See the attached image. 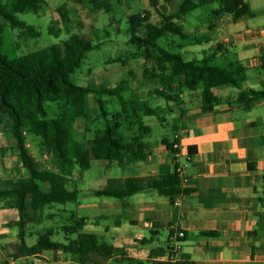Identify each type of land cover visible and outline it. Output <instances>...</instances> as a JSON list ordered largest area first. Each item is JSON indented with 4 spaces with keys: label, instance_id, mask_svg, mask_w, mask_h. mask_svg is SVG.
Instances as JSON below:
<instances>
[{
    "label": "trees",
    "instance_id": "trees-1",
    "mask_svg": "<svg viewBox=\"0 0 264 264\" xmlns=\"http://www.w3.org/2000/svg\"><path fill=\"white\" fill-rule=\"evenodd\" d=\"M115 0H76L77 4L88 5L94 11L109 12ZM150 6L160 16L158 24L152 22V13L144 11L128 17L129 43L137 46L145 60L143 79L153 88L150 96L177 103L179 91L201 90L203 111L213 110L218 99L214 90L230 85L242 89L247 68L232 62L221 68L212 65L213 57L202 62L186 61L171 44H159L168 35L181 40L188 35L180 22L191 12L193 6L206 8L218 5L217 16L230 15L234 23L243 17H255L247 0H183L174 11L165 14L159 9L160 0H149ZM171 4L173 0H164ZM44 0H7L0 3V18L13 29H21L26 35L39 37L34 26L18 19L21 13H40ZM63 26L72 23L71 13L66 5L56 9ZM51 33H59L50 27ZM3 25H0V123L9 120V132L15 141V151L26 177L8 182V188L0 189V199L11 201V207L19 211L20 228L17 250L21 257L38 256L44 251H62L70 254L79 264H100L116 254L112 245L100 242L96 234L85 231L86 220L73 214L74 224L66 225L63 231L69 233L66 242L54 241L56 232L49 229L39 234L36 244L26 243L27 227L43 219L46 207L77 202L79 191L69 190V178L75 169L90 168L92 160L118 163L122 167L145 161L148 144L145 137L152 134V128L144 123V117L161 116L162 108L153 107L147 99L133 93L131 82L124 80L115 86L100 85L84 88L72 82V76L80 69L87 54L98 48L79 34H72L62 44H55L29 55L9 59L2 53ZM180 48V47H179ZM184 74L192 79L181 82ZM98 105L101 125L93 128L90 117V96ZM249 96H252L251 99ZM264 91L240 93V102L251 108ZM119 104L118 109L109 110V105ZM48 103L59 104L58 116L51 118ZM79 119L86 123L85 132L91 134V145L77 158L71 156L74 143L75 124ZM137 130L136 135L126 131ZM39 142V154L47 160L50 168H43L31 152L30 140ZM173 151V143H167ZM174 152V151H173ZM189 152L192 150L189 149ZM192 153H190L191 155ZM152 188L162 196L173 199L184 193L182 182L175 172L156 180ZM142 190L138 180L130 178L119 190L108 188L94 193L101 198L125 200ZM73 237V238H72ZM156 264H192L190 262Z\"/></svg>",
    "mask_w": 264,
    "mask_h": 264
},
{
    "label": "crops",
    "instance_id": "crops-1",
    "mask_svg": "<svg viewBox=\"0 0 264 264\" xmlns=\"http://www.w3.org/2000/svg\"><path fill=\"white\" fill-rule=\"evenodd\" d=\"M182 1L172 2L178 8ZM247 1L256 16L257 7ZM198 9L203 8L193 6L189 14ZM216 10H212L215 22L210 25L205 21L185 28L186 16L180 24L188 38L174 37L168 44L179 46L176 50L184 54L186 61L202 62L213 57L211 64L221 68L232 62L241 63L247 68L246 80L242 89L230 85L216 88L218 101L209 112L203 111L201 90L175 92L179 101L170 108L175 122L174 136L180 137V161L187 163V181L182 183L184 193L171 199L152 188L154 181L176 170L174 152L167 147L172 140L167 137L147 143L146 160L126 167L92 160L89 169L95 161L105 169H120L115 177L103 178L96 185L79 189L76 169L69 178L68 189L79 191L74 202L77 210L72 216L84 218L86 232L96 234L100 242L115 248V256L100 264L168 263L169 244L179 231L186 236L177 262L264 264V97L249 109L239 99L242 91H264V30L258 32L247 27L246 19L251 17L234 23L231 16H217ZM191 79L190 74H184L180 81ZM143 83L149 93L153 87ZM162 118L163 124L168 123ZM81 121L84 120L75 124V131ZM75 140L74 134V143ZM74 143L71 156L77 158L83 152H72ZM43 161L40 165L50 168L47 160ZM130 178L138 180L142 190L128 199L101 198L94 193L108 188L119 190ZM176 199L180 202L178 206ZM2 234L8 233L4 230L0 237ZM26 258H34L37 264H79L62 251H44Z\"/></svg>",
    "mask_w": 264,
    "mask_h": 264
},
{
    "label": "rangeland",
    "instance_id": "rangeland-1",
    "mask_svg": "<svg viewBox=\"0 0 264 264\" xmlns=\"http://www.w3.org/2000/svg\"><path fill=\"white\" fill-rule=\"evenodd\" d=\"M46 4L40 13H21L17 17L19 20L34 26L40 32L39 37L26 35L21 29H13L3 18H0V25H3L2 47L1 51L9 59H16L31 53L40 51L55 44H62L72 34H79L85 39L91 41L98 48L87 54L86 59L80 69L72 76V82L84 88H91L106 85L115 86L117 83L129 80L131 82L133 93L143 97H150L149 103L153 107L161 106V116L167 119L163 124L158 117H144V123L152 128V135L145 137V142L156 143L162 137L174 141L175 122L172 119L170 105L173 102H167L159 97H151L147 89H144L143 68L144 59L140 56L136 45L129 43L128 17L135 13L150 11L152 13V22L158 24L160 16L151 8L149 0H116L112 3L109 12L94 11L88 5H81L74 0H44ZM7 0H0V3H6ZM257 7V15L253 18H247V27L255 31L264 30V0H249ZM66 5L71 13L72 23L63 26L61 19L56 13V9ZM177 8L176 3L168 4L160 0L159 9L162 13L168 14ZM213 8L218 5H211L203 9H198L192 14L187 15L184 27L190 25L203 24L205 21L210 25L215 22ZM230 16V15H227ZM50 27L57 32L51 33ZM202 35V34H201ZM175 40L171 35L161 39L159 44L164 45ZM179 40V39H176ZM199 48V47H195ZM176 52L182 54L181 51ZM184 57V54L182 55ZM232 58H235L232 57ZM146 82V81H145ZM90 117L95 119L98 116V105L95 103L93 95L90 96ZM109 110L118 109L119 104L115 101V106L109 105ZM47 109L51 118L58 116L60 109L57 103H48ZM101 120H94L93 128L100 126ZM129 135H136L137 130L126 131ZM91 134L85 132L84 121L76 126L75 143L72 152H84L91 145ZM31 152L38 158L40 164L44 161L40 156L39 142L30 140ZM15 141L9 133V120L3 119L0 123V189L8 188V182L26 177V171L21 167L19 157L14 149ZM98 161H95L93 167L89 170H80L76 168V175L79 178L78 188L85 189L90 185H96L103 178L115 177L120 170L118 167L102 168ZM48 165L47 163L44 166ZM11 201L0 199V232L6 230L7 235L0 237V264H6L10 257L17 259L18 264H37L34 258L21 257L18 254V244L20 228L17 221L20 219L19 211L11 207ZM77 210L76 203H67L65 205H53L46 207L43 219L30 225L29 236L26 238L28 245L36 244L37 234L44 233L49 229H54L56 235L54 241L66 242L70 237L69 233L63 231L66 225L74 224L72 212ZM70 211V213L68 212ZM25 258V259H23Z\"/></svg>",
    "mask_w": 264,
    "mask_h": 264
},
{
    "label": "built area",
    "instance_id": "built-area-1",
    "mask_svg": "<svg viewBox=\"0 0 264 264\" xmlns=\"http://www.w3.org/2000/svg\"><path fill=\"white\" fill-rule=\"evenodd\" d=\"M173 143V151H174V158L176 163V170L175 172L178 174L182 183L187 181V177L185 175L187 169V163L181 162V144H180V137L178 135L174 136ZM172 151V152H173ZM179 200L176 199L175 205H179ZM186 234L184 231H179L172 239L169 244V253H170V263H177L176 257L182 250V241L185 238ZM1 249V246H0ZM6 264H18V261L14 257H10Z\"/></svg>",
    "mask_w": 264,
    "mask_h": 264
}]
</instances>
